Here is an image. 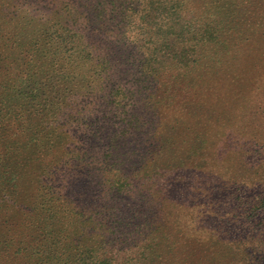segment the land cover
Here are the masks:
<instances>
[{
  "label": "rangeland",
  "instance_id": "obj_1",
  "mask_svg": "<svg viewBox=\"0 0 264 264\" xmlns=\"http://www.w3.org/2000/svg\"><path fill=\"white\" fill-rule=\"evenodd\" d=\"M101 1L79 9L119 22L124 54L87 98L79 76L104 56L73 66L64 0H0V93L48 84L46 100L87 124L61 193L83 227L73 242L92 247L85 263L264 264V0Z\"/></svg>",
  "mask_w": 264,
  "mask_h": 264
},
{
  "label": "trees",
  "instance_id": "obj_2",
  "mask_svg": "<svg viewBox=\"0 0 264 264\" xmlns=\"http://www.w3.org/2000/svg\"><path fill=\"white\" fill-rule=\"evenodd\" d=\"M71 1L64 0L59 31L70 35L76 42L70 44L71 49L74 48L71 55L77 60L73 66H86L89 60L85 62L84 58L89 59L92 55L104 56L103 64H96V61L93 64L95 68L103 66L105 74L102 70H91L87 78L82 74L79 76L81 82L85 80L87 83L85 97L98 98L99 94H92L93 80L97 78L99 84H103L107 70L112 68L115 50L120 47V53L124 54L123 40L119 41L120 24H114L110 15L111 18L105 19V12L101 20H97L94 18L96 10L79 9V2L86 0H75L76 6L73 7L67 5ZM104 1L100 5H104ZM120 3L123 6V0ZM134 7L131 1L129 11ZM82 34L87 38L84 36L80 43L75 37ZM44 39L43 47L48 49L50 46L62 47L64 43L61 40L59 44L53 42L59 39L58 36H45ZM130 44L133 42L127 39L129 51L132 49ZM84 54L86 57L82 56ZM71 55L67 56L68 60ZM41 56L44 57L43 52ZM192 59L189 56L183 66L187 67ZM63 65L60 62L59 68ZM39 67L47 71L42 62ZM55 67L57 61L53 57L50 68L54 76L58 75ZM137 74L141 79L144 76L140 71ZM46 85L10 84L0 93V264H86L92 251L91 245H85L86 240L76 245L73 242L83 227L76 228V222L72 223L77 214L73 207L69 212L63 210L64 205L70 203L66 201L65 193L61 194L73 185L64 177L73 171L77 161L74 145L78 133H81L77 130L87 124L79 119L76 109L66 110L67 106L58 101L48 102ZM83 99L85 102L86 98Z\"/></svg>",
  "mask_w": 264,
  "mask_h": 264
}]
</instances>
